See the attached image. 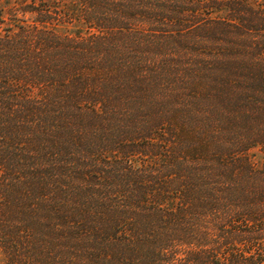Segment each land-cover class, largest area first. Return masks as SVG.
<instances>
[{
  "label": "trees",
  "instance_id": "trees-1",
  "mask_svg": "<svg viewBox=\"0 0 264 264\" xmlns=\"http://www.w3.org/2000/svg\"><path fill=\"white\" fill-rule=\"evenodd\" d=\"M0 252L264 264V0H0Z\"/></svg>",
  "mask_w": 264,
  "mask_h": 264
},
{
  "label": "rangeland",
  "instance_id": "rangeland-1",
  "mask_svg": "<svg viewBox=\"0 0 264 264\" xmlns=\"http://www.w3.org/2000/svg\"><path fill=\"white\" fill-rule=\"evenodd\" d=\"M13 2H14V0H9V3H13ZM252 160L256 166H259L263 161V155L261 153L257 152L255 154V156L252 158ZM0 264H6L1 252H0Z\"/></svg>",
  "mask_w": 264,
  "mask_h": 264
}]
</instances>
